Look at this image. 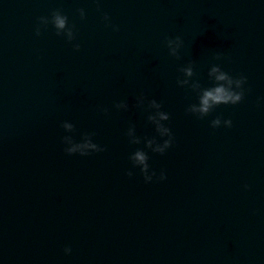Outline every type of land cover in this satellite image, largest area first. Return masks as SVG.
<instances>
[{"label":"water","instance_id":"95a60500","mask_svg":"<svg viewBox=\"0 0 264 264\" xmlns=\"http://www.w3.org/2000/svg\"><path fill=\"white\" fill-rule=\"evenodd\" d=\"M190 7L191 0H0V264H138L165 157L144 141L168 138L148 121L155 110L147 101L162 104L170 128ZM56 10L75 26L73 41L39 25ZM177 36L179 58L166 44ZM120 102L128 109H117ZM131 126L140 144L129 142ZM86 133L106 150L66 154L62 137L80 143ZM137 149L157 174L150 183L129 160Z\"/></svg>","mask_w":264,"mask_h":264},{"label":"clouds","instance_id":"9594fccd","mask_svg":"<svg viewBox=\"0 0 264 264\" xmlns=\"http://www.w3.org/2000/svg\"><path fill=\"white\" fill-rule=\"evenodd\" d=\"M81 19L84 18L85 12L83 9L79 10ZM104 20H109L107 14L104 15ZM51 23L56 29V35H64L68 42H71L75 39L74 35V25L72 27L68 26V17L62 15L59 10H56L52 13L51 20L47 17L39 18V25L46 26ZM36 28V35L39 36L40 26ZM118 31V28L114 29ZM167 47L169 49L170 55L178 57L179 49L181 48L183 41L179 36L175 39H167L166 41ZM80 45L75 44L74 50L79 51ZM221 57L217 55L216 59H220ZM180 72L184 74L185 79H177V84L180 87L188 86L193 91L198 94V103L191 104L186 109L187 113L195 114L199 118H203L207 116L215 107L224 104V105H236L242 101L244 98V89L243 85L247 81V77L241 75L238 78H233L227 72L223 71L219 65H213L210 67L208 76L210 80L213 82V86L210 88H202L198 81H193L190 83V79L194 76L193 66L190 63L186 67H182L179 69ZM146 98L143 94H141L137 98V107L142 106L145 103ZM148 108L154 109L155 112L149 114L147 119L148 121L155 126V131L158 135L163 137H168L163 140V143H158L156 138L153 137L151 139L146 138L144 141L145 147L150 149L154 153H159L163 155L168 148H170L173 144L174 137L172 135L171 129L164 125V121H168L170 119L169 114L163 111H160L162 104L157 103L155 99L147 101ZM117 109H128L127 102H120L115 104ZM102 111L107 114V109H102ZM221 119L217 117L216 119L211 121V126L213 128L219 127L221 125ZM224 126L231 127L232 120L227 119L223 121ZM61 127L66 132H73L75 130L74 125L69 122H63ZM127 136L129 137V142L131 144H140L141 139L135 135V127H129L127 131ZM95 133H86L82 136V142L75 143L71 136L62 137V143L67 145L64 148V151L68 155H73L79 153L81 156H87L93 152H102L105 151L106 148L100 147L98 144L92 142V136ZM148 155L142 149H137L132 155H130L129 160L131 161L133 167H139L141 174L143 175L145 183H150L153 181V177H156V173L149 172V164H148ZM129 177L133 175L132 171H128L126 173ZM159 181H163L167 179L165 172L162 170L157 177ZM248 186L245 185V188ZM65 254L71 253V248L66 247L64 249Z\"/></svg>","mask_w":264,"mask_h":264}]
</instances>
